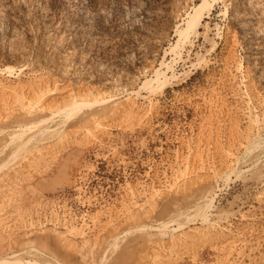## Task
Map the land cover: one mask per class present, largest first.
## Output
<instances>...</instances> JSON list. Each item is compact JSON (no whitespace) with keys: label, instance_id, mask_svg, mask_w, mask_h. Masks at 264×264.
Segmentation results:
<instances>
[{"label":"rangeland","instance_id":"1","mask_svg":"<svg viewBox=\"0 0 264 264\" xmlns=\"http://www.w3.org/2000/svg\"><path fill=\"white\" fill-rule=\"evenodd\" d=\"M0 264H264V0H0Z\"/></svg>","mask_w":264,"mask_h":264},{"label":"bare ground","instance_id":"2","mask_svg":"<svg viewBox=\"0 0 264 264\" xmlns=\"http://www.w3.org/2000/svg\"><path fill=\"white\" fill-rule=\"evenodd\" d=\"M202 4V3H201ZM201 4H198L196 7H195V10L193 11L192 15H191V19H190V26L191 25H198L201 20L203 19V16H204V6H202Z\"/></svg>","mask_w":264,"mask_h":264}]
</instances>
